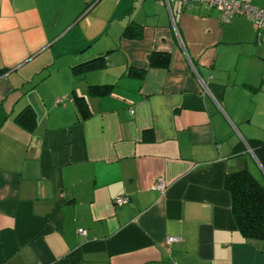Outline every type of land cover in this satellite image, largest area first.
I'll return each mask as SVG.
<instances>
[{
    "label": "crops",
    "instance_id": "obj_1",
    "mask_svg": "<svg viewBox=\"0 0 264 264\" xmlns=\"http://www.w3.org/2000/svg\"><path fill=\"white\" fill-rule=\"evenodd\" d=\"M254 140L264 39L248 19L180 0H0V264H264L224 187L241 169L264 180Z\"/></svg>",
    "mask_w": 264,
    "mask_h": 264
},
{
    "label": "trees",
    "instance_id": "obj_2",
    "mask_svg": "<svg viewBox=\"0 0 264 264\" xmlns=\"http://www.w3.org/2000/svg\"><path fill=\"white\" fill-rule=\"evenodd\" d=\"M155 55L150 56V65H154ZM161 66L166 67L168 56H160ZM90 67L91 63H84ZM81 67V65H80ZM84 67H81L84 70ZM79 66L73 67L77 74L81 71ZM89 92L95 95H104L106 88L90 86ZM79 110L85 114V106L81 98H74ZM31 115L26 116L29 123ZM259 163L264 167V142L252 141L249 143ZM224 187L230 193L231 212L240 235L249 242L258 243L264 250V180L258 178L247 169L228 172L224 177Z\"/></svg>",
    "mask_w": 264,
    "mask_h": 264
},
{
    "label": "built area",
    "instance_id": "obj_3",
    "mask_svg": "<svg viewBox=\"0 0 264 264\" xmlns=\"http://www.w3.org/2000/svg\"><path fill=\"white\" fill-rule=\"evenodd\" d=\"M167 1L170 0H159ZM182 4L192 6L193 4H202L208 7L217 8L221 13V20L223 22L229 21L234 16H242L251 21L257 31V36L260 39H264V6H256L250 2L244 0H180ZM59 100H56L58 103ZM132 112V110H131ZM159 191H163L165 184L161 178H158L153 185ZM128 198L119 196L115 199L116 205H122L127 202ZM78 234L86 235V230L83 228L77 229ZM180 237L169 236L168 242H174L180 240Z\"/></svg>",
    "mask_w": 264,
    "mask_h": 264
}]
</instances>
